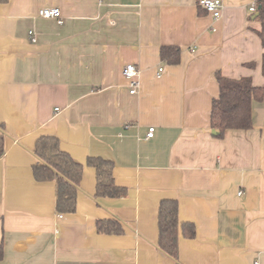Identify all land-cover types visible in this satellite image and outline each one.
<instances>
[{"label": "crops", "instance_id": "crops-1", "mask_svg": "<svg viewBox=\"0 0 264 264\" xmlns=\"http://www.w3.org/2000/svg\"><path fill=\"white\" fill-rule=\"evenodd\" d=\"M198 1L0 0V264H264V95L251 129L216 138L210 125L216 73L264 88L255 0H221L217 20ZM163 46L180 48L178 65L160 60ZM41 136L84 165L72 214L56 212L54 181L33 176ZM89 157L113 163L124 197H95ZM162 200L196 230L180 234L177 262L157 248ZM107 219L124 233L99 234Z\"/></svg>", "mask_w": 264, "mask_h": 264}, {"label": "trees", "instance_id": "trees-1", "mask_svg": "<svg viewBox=\"0 0 264 264\" xmlns=\"http://www.w3.org/2000/svg\"><path fill=\"white\" fill-rule=\"evenodd\" d=\"M255 4V19L260 23V30L256 31V35L264 47V0H255ZM159 58L167 65H178L181 50L175 46H163L159 50ZM246 65L254 66L253 63ZM261 70L264 75V54ZM215 78L219 93L211 103L210 125L216 131V138H222L228 130L251 129L253 126L251 105L253 101L262 100L264 88L254 86L250 78L229 79L220 73H216ZM4 140V133L0 126V158L5 150ZM33 153L38 160L32 168L35 180L55 182L56 212L64 215L74 213L84 165L74 161L67 152L62 150L55 136L39 137ZM85 165L93 168L96 174L95 197L121 198L127 194L126 188L114 182L111 161L89 157ZM157 226V248L177 262L179 236L181 234L186 239H193L196 235L194 224L179 221L177 201L162 200L158 208ZM96 229L99 234L105 235L124 233L123 226L115 219L97 221ZM2 259L3 246L0 243V261Z\"/></svg>", "mask_w": 264, "mask_h": 264}, {"label": "built area", "instance_id": "built-area-1", "mask_svg": "<svg viewBox=\"0 0 264 264\" xmlns=\"http://www.w3.org/2000/svg\"><path fill=\"white\" fill-rule=\"evenodd\" d=\"M98 1L101 2L102 0H98ZM198 7L204 10L207 14H209L214 20H217L221 16L223 3L221 0H199ZM249 12L250 13L256 12L255 2L250 6ZM38 17L42 19H54L59 25L63 23L61 18V13L58 8H41L38 11ZM158 71L160 73L162 69L160 68ZM139 75L140 72L138 68L133 64H128L122 69V76L128 84L129 94L131 95L136 94L137 90L139 89L140 86ZM153 131L154 128L148 129L147 138H152Z\"/></svg>", "mask_w": 264, "mask_h": 264}, {"label": "water", "instance_id": "water-1", "mask_svg": "<svg viewBox=\"0 0 264 264\" xmlns=\"http://www.w3.org/2000/svg\"><path fill=\"white\" fill-rule=\"evenodd\" d=\"M254 18H255V16H254ZM212 134H213V135H215V134H216V132H215V131H212Z\"/></svg>", "mask_w": 264, "mask_h": 264}]
</instances>
